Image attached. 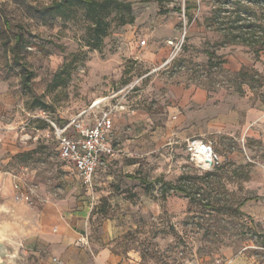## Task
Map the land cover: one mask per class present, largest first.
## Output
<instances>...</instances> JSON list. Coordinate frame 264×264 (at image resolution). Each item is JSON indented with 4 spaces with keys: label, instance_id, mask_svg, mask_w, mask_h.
<instances>
[{
    "label": "rangeland",
    "instance_id": "374dc122",
    "mask_svg": "<svg viewBox=\"0 0 264 264\" xmlns=\"http://www.w3.org/2000/svg\"><path fill=\"white\" fill-rule=\"evenodd\" d=\"M52 1L0 0V173L22 176L34 194L59 198L74 191L90 198L96 222L117 219V248L138 254L140 264H264V144L213 136L201 123L211 112L204 116L191 108L197 118L190 126L187 119L176 126L170 117L177 107L173 88L205 91L208 107L236 97L248 98L252 106L264 103V51L255 55L232 45L216 51L218 60L208 61L203 50L219 37L205 29L204 19L217 0H121L131 3L133 22L113 25L101 49L89 50L81 11L43 23L41 11ZM14 46L32 73L28 89L11 54ZM69 64V75L60 76L55 86L56 75ZM114 94L111 105L124 107L115 112L121 114L115 148L122 151V161L107 171L104 184L87 190L60 160L52 135L40 134L38 144L20 141L24 125L26 132L44 126L32 119L39 111L61 124ZM33 97L46 108H34ZM175 127L211 143L221 164L201 169L168 142L143 153V137L171 138ZM129 175L146 184L128 181ZM181 177H191L181 183L209 207L174 191L163 198L157 180L176 184ZM113 190L129 198L119 214L111 206Z\"/></svg>",
    "mask_w": 264,
    "mask_h": 264
},
{
    "label": "crops",
    "instance_id": "0c3cea01",
    "mask_svg": "<svg viewBox=\"0 0 264 264\" xmlns=\"http://www.w3.org/2000/svg\"><path fill=\"white\" fill-rule=\"evenodd\" d=\"M170 96L177 106L170 109V117L175 120L173 123L176 126L182 119H187L188 126L193 125L192 120L197 116L191 108H195L197 114L202 112L204 116L211 112L201 123L213 136H224L236 142L264 144V103L252 106L248 98L236 97L226 98L217 106L208 107L207 93L200 89L173 88ZM120 116L121 114H117L113 118L112 146L115 155L105 167L97 170L92 188L104 184L110 178L105 177L107 171L115 169L122 161V151L115 148L122 122ZM146 116L143 112V120ZM171 132V138L157 133L143 137V144H147V150L143 149V153L158 150L164 142H168L172 151L188 155L185 143L195 139L189 137L193 132H185L177 127ZM220 160L221 156L216 155L214 166L221 164ZM65 167L76 174L73 168L67 165ZM76 177L80 180L77 174ZM24 180L20 175L0 173V245L4 253L0 256V264H57V261L63 264H140L138 254L124 253L117 248V240L121 235L117 219L96 222L97 213L93 212L94 204L90 198L74 191L59 198H53L50 194L33 193L31 204L16 202L13 188L15 184H21L24 190L30 189ZM127 180L146 184L137 175H129ZM160 181L163 180H157L161 184ZM85 187L87 190L92 189ZM111 194L112 208L117 214L123 212L128 205L122 203H129V198L118 190H113Z\"/></svg>",
    "mask_w": 264,
    "mask_h": 264
},
{
    "label": "trees",
    "instance_id": "16d2710c",
    "mask_svg": "<svg viewBox=\"0 0 264 264\" xmlns=\"http://www.w3.org/2000/svg\"><path fill=\"white\" fill-rule=\"evenodd\" d=\"M256 9L261 10L262 14L259 15ZM77 11L82 12L86 23L83 42L84 47L89 50L99 51L101 49L103 41L108 37L113 25L124 26L133 22L131 3L121 0H54L42 9L41 17L43 23L47 24L55 19H70L71 16L74 18L73 15ZM176 11L181 12L180 9ZM204 27L219 37V41L213 44L207 43V47L203 50L210 63L219 59L216 55L218 49L232 45L248 47L253 50L255 55H258L260 51H264V0H217L209 16L204 19ZM15 40L18 44L19 38L15 37ZM11 54L21 71L25 73L22 75V84L24 88L28 89L32 73L18 59L16 46L11 48ZM68 68H70V64L63 66L56 75L55 86L60 76L65 73L69 75ZM32 103L34 108H46L45 103L35 97H33ZM43 124L44 126L40 129L48 128L45 123ZM208 176L210 174L204 175V177ZM186 178L188 181L191 179V177H181L180 183L176 184L160 181L164 190L163 196L169 191H174L188 198L190 202L198 203L202 207H209L210 204L196 198V193H192L186 184L181 183ZM200 180L204 181L203 178ZM198 186L196 184L195 188L201 190Z\"/></svg>",
    "mask_w": 264,
    "mask_h": 264
},
{
    "label": "built area",
    "instance_id": "2783aa9c",
    "mask_svg": "<svg viewBox=\"0 0 264 264\" xmlns=\"http://www.w3.org/2000/svg\"><path fill=\"white\" fill-rule=\"evenodd\" d=\"M140 44L144 46L146 42L142 40ZM116 96L114 94L110 98L99 99L90 105L88 110L73 115L61 124L46 118L44 111H39L32 119L42 120L48 128L26 132L25 127L28 125L26 124L21 128L20 141L25 145L30 142L38 144L40 134L52 135L60 160L75 170L83 185L92 188L97 170L105 167L115 155L112 146L113 118L115 112L124 109L118 103L111 105ZM185 150L190 160L199 164V168L211 170L214 167L216 155L211 143L190 139L185 143ZM197 157L200 158V162L197 161ZM13 188L16 202L31 204L33 195L31 189L24 190L19 183ZM57 264L63 263L57 261Z\"/></svg>",
    "mask_w": 264,
    "mask_h": 264
},
{
    "label": "water",
    "instance_id": "95a60500",
    "mask_svg": "<svg viewBox=\"0 0 264 264\" xmlns=\"http://www.w3.org/2000/svg\"><path fill=\"white\" fill-rule=\"evenodd\" d=\"M4 253H3V248L2 246L0 245V256H2Z\"/></svg>",
    "mask_w": 264,
    "mask_h": 264
},
{
    "label": "bare ground",
    "instance_id": "6f19581e",
    "mask_svg": "<svg viewBox=\"0 0 264 264\" xmlns=\"http://www.w3.org/2000/svg\"><path fill=\"white\" fill-rule=\"evenodd\" d=\"M196 159H197L198 162H200V158L199 157H197Z\"/></svg>",
    "mask_w": 264,
    "mask_h": 264
}]
</instances>
